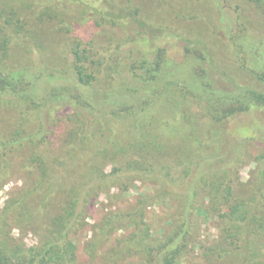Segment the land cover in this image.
I'll list each match as a JSON object with an SVG mask.
<instances>
[{
	"label": "trees",
	"instance_id": "1",
	"mask_svg": "<svg viewBox=\"0 0 264 264\" xmlns=\"http://www.w3.org/2000/svg\"><path fill=\"white\" fill-rule=\"evenodd\" d=\"M158 1L149 0L142 9L135 0H0V62L10 64L5 69L0 63V95L45 107L35 129H28L21 116L6 119L0 112V186L12 173H24L23 185L0 210V264H78L73 237L87 227L91 207L113 188L122 196L136 182L155 189L94 225L85 247L91 259L99 258L100 264H185L199 245L202 264H264V146L250 180L240 182L237 175L244 159L252 158L248 146L262 143L264 136L230 123L256 107L249 99V84L231 79L213 98L195 93L198 85L192 81L190 89H180V80L168 77L169 66L160 60L155 42L156 32L167 26L156 31L138 17L143 10L147 20H162ZM246 1L264 31V0ZM171 8L196 30L195 38L177 36L187 49L212 45L214 37L199 16ZM233 8L239 23L232 36L227 41L219 35L217 55L206 49L213 67L207 65L204 71L214 89L219 68L231 64L230 51L241 53L248 63L256 61L245 39L253 30L251 21L244 20L241 5ZM86 24L98 28L99 39L84 42L74 36V29ZM108 25L123 30L131 43L128 54L120 50L124 39L107 31ZM136 38L153 46L143 43L141 48ZM242 70L250 71L245 64ZM61 71L71 80L68 91L58 97L32 94L35 98L29 101L28 92L44 76L54 78ZM128 76L130 84L125 82ZM235 89L237 94L232 93ZM190 98L202 116L189 106ZM58 99L66 101V115L49 110L51 100ZM0 103H6L1 96ZM160 103L177 115L175 124L153 122L150 112ZM99 105L122 111L106 116L97 111ZM135 105L140 115L130 125L131 138L123 142L112 125L130 121ZM57 119L71 127L53 143L50 131ZM107 131L110 137L102 142ZM151 203L169 209L158 238L145 221ZM209 214L216 217L219 234L201 245L199 219ZM14 230L20 237L12 235ZM118 231L124 234L113 240ZM29 233L37 240L32 247L21 241Z\"/></svg>",
	"mask_w": 264,
	"mask_h": 264
},
{
	"label": "rangeland",
	"instance_id": "2",
	"mask_svg": "<svg viewBox=\"0 0 264 264\" xmlns=\"http://www.w3.org/2000/svg\"><path fill=\"white\" fill-rule=\"evenodd\" d=\"M36 1H46V0H36ZM149 0H135V3L142 7V9L148 7ZM162 1V2H159ZM158 1V16L162 18L159 22L155 23L152 21L147 20L145 16V11H141L140 15L138 16L140 22H144L145 27L150 25L152 29H162L163 26L166 27L164 30H158L156 32L158 35L156 36V44L158 46V50L160 53V60H164V66H169L168 77L171 78H178L180 81L178 87L180 89H190V82L192 84H197L198 86L195 89V93L202 97L213 98L215 95H218V91L223 90L222 88L229 86L228 82L231 79H234L239 82L244 83V85H248V91L251 92L249 99L251 103L256 105L254 109L250 113H243L237 115L233 118L230 122L235 124L237 127H246L251 129L250 131H259L261 136H264V55L260 56L261 53H264V31H260V24L261 18L251 10V6L247 3L246 0H230V3L235 6V3L241 5L243 11L244 20H250V33L246 41H248L249 46L253 49V58L256 61L253 63H248L244 59L241 58V53L238 54L232 50L230 51L231 55V64L229 66L224 65V68H219V78L216 77L215 80V89L208 86V82L212 83L207 74L205 73L204 69L207 70V65L213 67L212 62H210L209 55L207 53V47H211V51L214 55H217V51L219 49V35L221 34L224 36L225 40L228 41L232 36L237 24L238 12L234 10L233 7L227 6L224 1L222 0H159ZM171 6L175 7L176 10L180 9L183 10L186 14L190 15H197L202 20L201 22L205 25L206 29L212 36L214 37V42L211 46H207V43L204 42L205 48L202 45H190L187 49V45H184L180 42L179 38L177 37L178 34L185 33V37H192L195 38L197 35L193 32L196 30L193 29L184 19L178 17L173 11ZM105 29L110 33H114L118 35V37H122L124 40V44L120 47V50L126 54L129 53L131 49V43H127V37L123 36V30L117 26H106ZM157 31V30H156ZM74 36L77 37L79 40L88 42L90 40L99 39L98 35V28L94 26V24H86L83 26H77L73 32ZM151 37V36H150ZM136 42L138 45L151 43L152 41H144L139 40L136 38ZM153 43V42H152ZM151 45L153 46V44ZM155 44V43H154ZM141 45L139 47H141ZM142 48V47H141ZM209 50V49H208ZM136 53V52H135ZM3 63V66L10 67L9 63ZM247 65L249 72L243 74L242 67L243 65ZM163 66V67H164ZM4 71V69H3ZM208 71V70H207ZM42 73V72H41ZM252 74L249 75L248 74ZM46 75V74H44ZM261 75V78L258 76ZM131 76V75H130ZM128 76L126 79V84H130L131 77ZM206 77L208 80H206ZM70 78L67 77L65 71H61L56 73L53 77L47 75L42 78V81L37 85L36 89H31L29 91V101L32 96L38 95L39 97H43L44 94L48 96L52 95V97L60 95L63 90L66 92L68 91V86L71 84ZM208 81V82H207ZM166 82V79H165ZM53 83V84H51ZM213 84V83H212ZM237 84V85H238ZM50 85H57L56 87ZM72 86V85H71ZM174 86L172 85V88ZM209 87V88H208ZM236 87V86H235ZM212 89V90H210ZM73 91L71 87L69 89ZM141 91V90H139ZM232 93L237 94L238 91L235 89ZM142 95V94H140ZM239 95V94H238ZM4 102L0 103V112L2 115L7 119L10 116H21L27 120V128L28 129H35L38 126V117L42 115L45 107L42 104H38V108L31 107L30 103H27L25 100H20L15 97L9 95H0ZM9 96V97H8ZM259 96H263V99H260ZM5 99V100H4ZM189 106L192 105L193 110L198 116H202L203 113L200 109L196 106L197 102L195 99L190 98ZM54 100V99H53ZM51 100V106L49 110H54L62 112V115L67 110H64L65 107V100H56L53 102ZM199 104V103H198ZM41 105V106H40ZM138 105V104H137ZM130 106L131 111L134 114L129 117L130 121L119 122L116 125H112V130L114 133L117 134L120 140L123 142L129 141L131 138V123L133 122L135 116H139L140 113H137L138 106ZM65 107V108H64ZM18 109H22V115L18 114ZM116 109V110H115ZM117 111L119 114L122 109L120 107H113L110 105H99L97 106V111L100 114H105L109 116L111 111ZM199 111V112H198ZM153 118L154 123H159L161 121L168 122L171 125L175 124L174 118H178L174 112L168 111L167 106L165 104L155 105V107L150 112ZM223 115V114H222ZM221 115V116H222ZM200 118V117H199ZM75 120V117H74ZM56 121V120H55ZM173 121V122H172ZM75 122V121H74ZM4 125L1 123L0 128ZM71 127L70 122L66 120H58L55 122L54 126L51 128L52 134V142L57 143L60 139L65 137L66 131ZM110 133L108 131L101 137L103 141L109 139ZM260 143V144H259ZM253 142V144L248 146L252 158H245L244 163L238 168V178L240 182H247L250 180L252 172L255 170L257 164L255 162V157L259 156L262 153L263 146H264V139L261 142ZM110 167L107 166L105 171H109ZM23 172H14L10 175L9 179L4 182L0 186V210L3 207L5 200L8 196L14 192L16 189L23 185ZM155 189V186L145 182H136L130 185L129 191L123 193L124 195H119V191L113 188L110 191V194L101 195L99 199L95 202V204L91 207L89 211V217L87 219V227L78 235L73 237L74 243L77 245V261L78 264H100L99 258L98 259H91L87 253L85 252V247L87 241L92 236V230L94 225H96L104 216L117 211L119 209L125 208L128 204L133 203L136 198L144 193H150L152 190ZM168 206L165 204L159 203H151L147 206L145 211V221L151 227V235L155 238H158L162 234V229L164 227V222L167 218V211ZM208 219L201 218V227H200V237L199 241L201 245H205L215 239H217L219 231L216 227V217L213 214H209ZM124 231H118L115 235L112 236L114 240L116 237H120L123 235ZM14 237H20L19 232L17 230L13 231L12 234ZM22 243H24L27 247H32L36 244L37 240L36 237L29 233L24 235V238L21 239ZM201 249L199 245H196L195 248L189 253L185 264H202L201 259Z\"/></svg>",
	"mask_w": 264,
	"mask_h": 264
}]
</instances>
